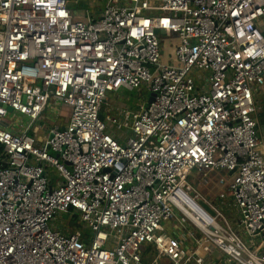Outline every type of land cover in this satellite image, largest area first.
I'll list each match as a JSON object with an SVG mask.
<instances>
[{
	"label": "built area",
	"instance_id": "built-area-1",
	"mask_svg": "<svg viewBox=\"0 0 264 264\" xmlns=\"http://www.w3.org/2000/svg\"><path fill=\"white\" fill-rule=\"evenodd\" d=\"M77 1L0 0V264H264V0ZM142 87L106 121L107 93ZM48 110L64 125L38 142Z\"/></svg>",
	"mask_w": 264,
	"mask_h": 264
},
{
	"label": "rangeland",
	"instance_id": "rangeland-1",
	"mask_svg": "<svg viewBox=\"0 0 264 264\" xmlns=\"http://www.w3.org/2000/svg\"><path fill=\"white\" fill-rule=\"evenodd\" d=\"M103 2H96L93 0H78L75 4H72L71 7L74 10L77 11H88L89 13H93L95 8L97 7H103ZM170 38L167 37H161L160 43L161 46L163 45V56L164 60L168 58V56L171 54V50L168 49L170 47ZM171 44L173 43V40H171ZM175 45V43H173ZM150 93L146 91L143 87L141 90L139 89H133L131 91L126 89H120L116 92H109L107 93V99L104 107V117L107 120L112 119H119L121 114L128 111H137L140 109V107L145 104L149 99ZM256 100L258 101V104L263 107L264 110V93L259 94L256 96ZM57 106V105H56ZM57 108V107H56ZM63 111L66 112V110L63 108ZM7 123L10 124H19L21 120L18 117L9 116ZM53 122H56L60 126L64 125V119L58 118L55 119L54 112L52 110H48L44 117L40 122L35 123L33 130L31 131V134L36 137L38 142H42L44 137L47 133V129L53 124ZM260 134L262 136L263 142H264V123L260 122L259 127ZM51 154V152H49ZM55 173L53 170L49 171V175L53 176ZM222 176V173H208L205 176V179H207L212 185L211 186H205L203 187L200 184H194L195 189H197L203 196H205L208 199H211L212 201L217 200V195L221 193L220 189L217 188L214 183L217 182L218 178ZM225 203L229 202V198L226 197L224 199ZM235 211L232 207H230V213H227V219L228 221L233 225V227H236V220L235 217ZM53 226H55L57 229H60L61 231H64L65 233H71L75 230L79 231L81 229V225L77 221H71L69 220L68 215H59L55 218V220L52 223ZM165 233H167L172 239L177 238V235H183L185 234L184 228H191V224L189 221H187L185 218H183L179 212L175 211L174 217L169 220L168 222H165L164 225ZM181 230V231H180ZM197 236L198 233H196ZM241 239L244 242L251 241L253 242L249 236L244 234L241 236ZM188 247L191 246V243L187 242ZM253 244V243H252ZM152 253L156 254L155 250L152 249Z\"/></svg>",
	"mask_w": 264,
	"mask_h": 264
},
{
	"label": "crops",
	"instance_id": "crops-1",
	"mask_svg": "<svg viewBox=\"0 0 264 264\" xmlns=\"http://www.w3.org/2000/svg\"><path fill=\"white\" fill-rule=\"evenodd\" d=\"M108 100V99H107ZM105 103H107V102H105ZM104 103V107H105V104ZM264 123V122H263ZM216 183H214V185H215ZM212 184L210 183V185H208V187L209 186H211ZM203 186V185H202ZM216 186V185H215ZM204 187V186H203ZM213 263L214 264H223L222 263V260H221V256L215 251L214 252V259H213ZM163 264H167V261H165V260H163Z\"/></svg>",
	"mask_w": 264,
	"mask_h": 264
},
{
	"label": "water",
	"instance_id": "water-1",
	"mask_svg": "<svg viewBox=\"0 0 264 264\" xmlns=\"http://www.w3.org/2000/svg\"><path fill=\"white\" fill-rule=\"evenodd\" d=\"M161 35L163 34V32H159ZM264 35V34H263ZM152 100V96H149V99H148V101H151ZM101 118H103V117H101ZM231 174V173H230ZM51 179H53V177L51 178Z\"/></svg>",
	"mask_w": 264,
	"mask_h": 264
},
{
	"label": "bare ground",
	"instance_id": "bare-ground-1",
	"mask_svg": "<svg viewBox=\"0 0 264 264\" xmlns=\"http://www.w3.org/2000/svg\"><path fill=\"white\" fill-rule=\"evenodd\" d=\"M192 218H194V216H191Z\"/></svg>",
	"mask_w": 264,
	"mask_h": 264
},
{
	"label": "trees",
	"instance_id": "trees-1",
	"mask_svg": "<svg viewBox=\"0 0 264 264\" xmlns=\"http://www.w3.org/2000/svg\"><path fill=\"white\" fill-rule=\"evenodd\" d=\"M263 123V122H262Z\"/></svg>",
	"mask_w": 264,
	"mask_h": 264
}]
</instances>
